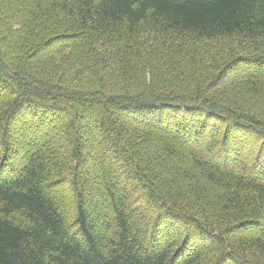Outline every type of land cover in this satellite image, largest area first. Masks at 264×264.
<instances>
[{
    "label": "trees",
    "instance_id": "obj_1",
    "mask_svg": "<svg viewBox=\"0 0 264 264\" xmlns=\"http://www.w3.org/2000/svg\"><path fill=\"white\" fill-rule=\"evenodd\" d=\"M45 1L0 0V264H264V0Z\"/></svg>",
    "mask_w": 264,
    "mask_h": 264
},
{
    "label": "rangeland",
    "instance_id": "obj_2",
    "mask_svg": "<svg viewBox=\"0 0 264 264\" xmlns=\"http://www.w3.org/2000/svg\"><path fill=\"white\" fill-rule=\"evenodd\" d=\"M45 2L46 1L43 0V3H45ZM260 73L261 74H264V70H261ZM163 112H164L163 110H159V111H156L155 114L157 113L159 115L158 117H162L163 116L165 118H168L169 120H172V121L175 120L173 117L169 118V114L168 113H163ZM198 116L201 117L202 119H204L206 121V123L204 125L205 126V131L203 132L201 138H197L196 140H194L192 142H190V140H187V138L186 139L184 138L185 141L190 142L191 145L198 146L199 144L207 143L209 141V137L213 136L214 133H215V131L217 129H219V128H224V130H226V127L223 124H220L219 125V124L212 123V118L211 117H208L207 118V117H205L200 112H198ZM164 124H166V125H168L170 127H174V124L171 126V123L170 122H167V123L164 122ZM42 128H41V130H42ZM166 128H167V126H166ZM175 131H177L178 132V135L182 137V135L179 133L180 130H175ZM13 136H15V135L13 134ZM164 138H166V136ZM238 139H240V141L242 142V145L244 146V150L245 151H248L249 150V153L247 155H250V157H247L243 153V151H241V149H240L239 146H238V149H237L236 148V144L234 143V144H232L230 146V148H229L230 150L227 153L228 159L232 156V157H234L232 159V161L235 160V161H241V162L246 163L247 160L257 159L260 156H262V157L264 156V145L259 144V143L252 144L250 142V139L251 138H249L247 136H239ZM187 142H185V143L187 144ZM44 144L45 143L43 141V146H44ZM84 144H85V152L88 155H91L92 158L91 159H88V164H86L85 167L79 168L78 169V172L84 174L86 177H89L90 187L92 189L104 190V185L99 182V177L100 176H99L98 173H96V170L100 166L99 165V162L96 159L97 158L96 157V150L94 149V147L88 146L87 141H85ZM43 148L44 147H42V149ZM98 149H99V146H98ZM32 151H33V149H32ZM30 152L31 151L29 150L28 153H30ZM101 152H103V154H105V155H108L107 149L101 148ZM255 163H256V161H255ZM122 175H123V173H121V171H117L116 168H111L110 176H111V179L113 180V182H115L122 190L127 191V188L125 186H123V184L121 182ZM59 189H60V187L55 188V190H56L55 192H57V190H59ZM59 193L64 198H68V195L70 194L68 188H65L63 190V192H59ZM87 196H88V194H87ZM128 205H130V209H133L134 210L136 217H140L142 215L143 211L145 210V209H143V207L141 206V204L138 203L137 201H135L133 204L130 203V201H129L128 202ZM104 208H105L104 211H106V213H109L110 212L109 209H108V207H104ZM135 222L137 224H140V221L138 219H135ZM262 222H263V224H259V225L257 224V225L252 226V227L250 226L249 230L247 231V235L264 234V217L262 218ZM174 226L175 227H178V225L176 223H174ZM192 239L193 240H190L188 242V244L191 245L190 254H188V257H192L194 254H197L199 252H203V250H206V248L209 245L208 240L206 242H201L199 239H196V238H193V237H192Z\"/></svg>",
    "mask_w": 264,
    "mask_h": 264
},
{
    "label": "bare ground",
    "instance_id": "obj_3",
    "mask_svg": "<svg viewBox=\"0 0 264 264\" xmlns=\"http://www.w3.org/2000/svg\"><path fill=\"white\" fill-rule=\"evenodd\" d=\"M182 113H183V112H182ZM196 118H197V117H196ZM196 118H195V119H196ZM207 118H208V117H207ZM219 125H220V124H219ZM210 126H211V125H210ZM210 129H211V128H210ZM210 131H211V130H210ZM220 132H221V130H220ZM262 145H263V144H262ZM216 146H217V145H216ZM211 147H212V146H211Z\"/></svg>",
    "mask_w": 264,
    "mask_h": 264
}]
</instances>
